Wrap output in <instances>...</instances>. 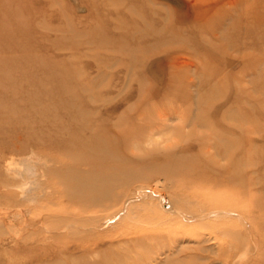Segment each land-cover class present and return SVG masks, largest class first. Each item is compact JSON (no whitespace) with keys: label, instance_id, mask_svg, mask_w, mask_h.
Listing matches in <instances>:
<instances>
[{"label":"rangeland","instance_id":"obj_1","mask_svg":"<svg viewBox=\"0 0 264 264\" xmlns=\"http://www.w3.org/2000/svg\"><path fill=\"white\" fill-rule=\"evenodd\" d=\"M0 264H264V0H0Z\"/></svg>","mask_w":264,"mask_h":264},{"label":"bare ground","instance_id":"obj_2","mask_svg":"<svg viewBox=\"0 0 264 264\" xmlns=\"http://www.w3.org/2000/svg\"><path fill=\"white\" fill-rule=\"evenodd\" d=\"M3 76H4V78H7V75H3ZM4 78H3V79H4ZM6 106H7V105H6ZM25 185H26V184H25ZM25 185H24V186H22V188H24V189H25V188L27 187V186H25ZM29 198H30V197H29ZM137 198H138V197H137ZM138 199H139V198H138ZM131 200H132V199H131ZM133 201H134V200H133ZM130 202H131V201H130ZM128 203H129V202H128ZM128 203H127V204H128Z\"/></svg>","mask_w":264,"mask_h":264}]
</instances>
